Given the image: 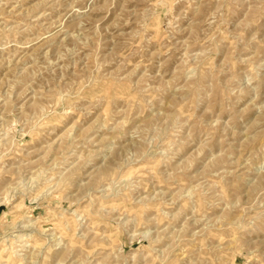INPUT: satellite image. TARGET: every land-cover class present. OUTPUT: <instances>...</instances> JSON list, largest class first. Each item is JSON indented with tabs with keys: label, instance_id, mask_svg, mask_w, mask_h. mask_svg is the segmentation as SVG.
<instances>
[{
	"label": "rangeland",
	"instance_id": "rangeland-1",
	"mask_svg": "<svg viewBox=\"0 0 264 264\" xmlns=\"http://www.w3.org/2000/svg\"><path fill=\"white\" fill-rule=\"evenodd\" d=\"M0 264H264V0H0Z\"/></svg>",
	"mask_w": 264,
	"mask_h": 264
}]
</instances>
